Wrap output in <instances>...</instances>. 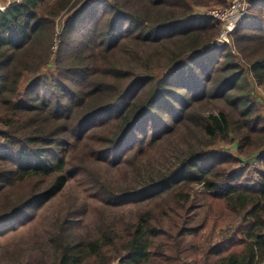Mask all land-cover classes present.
<instances>
[{
  "label": "trees",
  "instance_id": "16d2710c",
  "mask_svg": "<svg viewBox=\"0 0 264 264\" xmlns=\"http://www.w3.org/2000/svg\"><path fill=\"white\" fill-rule=\"evenodd\" d=\"M210 2L225 0L0 9V227L88 175L107 202L143 206L87 239L55 220L54 264H264V117L252 99L264 88V0L213 47L219 26L193 12ZM59 17L55 73L42 77ZM24 76L35 77L22 90ZM179 134L188 145L173 171L140 190L117 193L89 168L135 166ZM226 142L229 152L211 149Z\"/></svg>",
  "mask_w": 264,
  "mask_h": 264
},
{
  "label": "rangeland",
  "instance_id": "374dc122",
  "mask_svg": "<svg viewBox=\"0 0 264 264\" xmlns=\"http://www.w3.org/2000/svg\"><path fill=\"white\" fill-rule=\"evenodd\" d=\"M227 2L228 0H225L222 5L213 2L202 3L194 7V15L203 16L202 13L205 10L224 6ZM64 19L59 17L56 20V33L52 47L54 55L49 65L40 72L39 75L42 77L55 73V54L63 30ZM219 30V35L208 47L230 42V33L227 39L220 38L222 32L220 26ZM135 64L137 63L135 62ZM34 77L24 76L22 90ZM252 99L264 117V88L254 84ZM181 135L172 138L171 141H168L169 143L163 142V145L145 154L136 162L137 168H135L136 165L129 164L124 170H118L97 162H91L89 168L93 174L97 175L102 182L112 187L117 193H122L128 189L140 190L146 187L151 180H156L173 171L179 155L188 145ZM231 147L230 142H226L225 144L217 143L211 149L229 152L232 150ZM142 206V203L126 205L115 204L113 201L107 202L104 196L96 191L94 181L90 176L79 175L69 180L63 190L42 207L28 209L25 213L24 223L16 229L7 224L0 227V264H54L57 253L51 236L55 234L56 229H59V224L63 218L66 217L68 222L64 226L66 233H69L74 240L87 239L90 234H97L99 227L104 225L103 221H105V225L113 221L121 223L122 219L133 218L135 212ZM75 211L77 214L74 213ZM57 219L59 224L55 223ZM232 223L234 224L235 220ZM226 226L227 223L217 227L215 233L218 234ZM76 242L79 241H72L71 244ZM83 244L86 245V240L83 241Z\"/></svg>",
  "mask_w": 264,
  "mask_h": 264
},
{
  "label": "built area",
  "instance_id": "2783aa9c",
  "mask_svg": "<svg viewBox=\"0 0 264 264\" xmlns=\"http://www.w3.org/2000/svg\"><path fill=\"white\" fill-rule=\"evenodd\" d=\"M14 2H18V0H0V9L8 7ZM250 6V0H228L226 5L205 10L202 15L205 18L211 19L215 25L220 26L222 28L220 38L227 39L228 34L237 25L250 19ZM258 166L257 160L250 162L252 169H257Z\"/></svg>",
  "mask_w": 264,
  "mask_h": 264
},
{
  "label": "crops",
  "instance_id": "0c3cea01",
  "mask_svg": "<svg viewBox=\"0 0 264 264\" xmlns=\"http://www.w3.org/2000/svg\"><path fill=\"white\" fill-rule=\"evenodd\" d=\"M264 115V114H263Z\"/></svg>",
  "mask_w": 264,
  "mask_h": 264
}]
</instances>
